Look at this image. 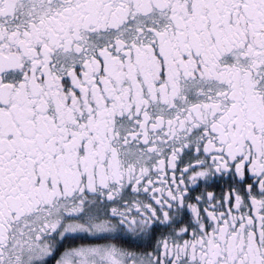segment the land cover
Segmentation results:
<instances>
[{
	"label": "snow or ice",
	"instance_id": "1",
	"mask_svg": "<svg viewBox=\"0 0 264 264\" xmlns=\"http://www.w3.org/2000/svg\"><path fill=\"white\" fill-rule=\"evenodd\" d=\"M0 264H264V0H0Z\"/></svg>",
	"mask_w": 264,
	"mask_h": 264
}]
</instances>
